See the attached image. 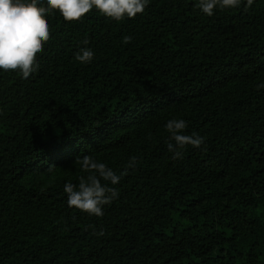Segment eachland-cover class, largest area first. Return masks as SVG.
Here are the masks:
<instances>
[{"label": "trees", "instance_id": "trees-1", "mask_svg": "<svg viewBox=\"0 0 264 264\" xmlns=\"http://www.w3.org/2000/svg\"><path fill=\"white\" fill-rule=\"evenodd\" d=\"M45 19L39 70H0V264H264V0ZM170 119L205 143L173 159ZM90 155L118 175L138 158L102 217L63 191Z\"/></svg>", "mask_w": 264, "mask_h": 264}, {"label": "clouds", "instance_id": "clouds-1", "mask_svg": "<svg viewBox=\"0 0 264 264\" xmlns=\"http://www.w3.org/2000/svg\"><path fill=\"white\" fill-rule=\"evenodd\" d=\"M151 0H0V70H14L24 80H29L39 70L38 54L42 53L44 44L50 39V28L45 17L59 10L66 21L80 20L90 10L96 9L102 15L115 21L125 18H134L142 14ZM250 5L252 0H247ZM240 0H198L199 10L206 16L214 15L217 10L239 7ZM125 37V40H130ZM74 54V60L82 65L93 62L95 53L89 47L87 39L82 41ZM187 122L184 119H170L165 124L170 140L168 150L173 159L182 157V148L186 144L200 148L204 138L196 133L185 135ZM80 167L88 174L81 176L74 184L66 182L63 186L67 194L69 207H74L89 215L102 217L104 206L111 204L119 197L117 185L121 176L128 169H134L138 158L132 156L121 174L97 161L94 157L83 156L78 158ZM112 185V186H110ZM98 235H104L101 230Z\"/></svg>", "mask_w": 264, "mask_h": 264}]
</instances>
